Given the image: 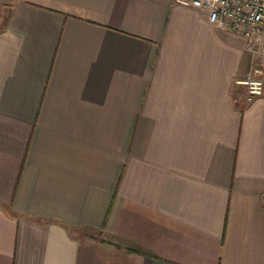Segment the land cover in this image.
<instances>
[{"label": "crops", "instance_id": "crops-1", "mask_svg": "<svg viewBox=\"0 0 264 264\" xmlns=\"http://www.w3.org/2000/svg\"><path fill=\"white\" fill-rule=\"evenodd\" d=\"M251 60L176 0H0V264H264Z\"/></svg>", "mask_w": 264, "mask_h": 264}, {"label": "built area", "instance_id": "built-area-1", "mask_svg": "<svg viewBox=\"0 0 264 264\" xmlns=\"http://www.w3.org/2000/svg\"><path fill=\"white\" fill-rule=\"evenodd\" d=\"M206 13L217 27L243 37L247 49L264 55V0H176ZM238 83L247 87L248 98L264 94V65H252Z\"/></svg>", "mask_w": 264, "mask_h": 264}, {"label": "rangeland", "instance_id": "rangeland-1", "mask_svg": "<svg viewBox=\"0 0 264 264\" xmlns=\"http://www.w3.org/2000/svg\"><path fill=\"white\" fill-rule=\"evenodd\" d=\"M247 48V47H246ZM248 50V49H247ZM249 51V50H248ZM250 52V51H249ZM251 53V52H250ZM249 69L252 65H256V66H262L264 65V55L261 53H257L256 52V60H251V62L249 61ZM245 85V84H244Z\"/></svg>", "mask_w": 264, "mask_h": 264}]
</instances>
